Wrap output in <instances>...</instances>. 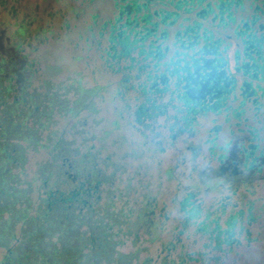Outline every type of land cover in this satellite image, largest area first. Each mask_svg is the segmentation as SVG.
<instances>
[{
  "label": "rangeland",
  "instance_id": "374dc122",
  "mask_svg": "<svg viewBox=\"0 0 264 264\" xmlns=\"http://www.w3.org/2000/svg\"><path fill=\"white\" fill-rule=\"evenodd\" d=\"M220 1L203 0L191 13L187 12L188 6L176 9L172 0H7L5 6H0V56H15L20 86L30 83L32 89L42 87L47 80L55 84L75 80L86 87L101 88L95 112L63 118L59 126H67L68 138L81 131L74 137L76 145L82 143L83 150L94 145L100 167L108 174L114 173L112 185L102 187L114 194L117 208L124 209L133 228L132 233L123 228L119 235L123 244L117 247L123 253L139 251L132 264H140L147 257H151L152 264L161 263L164 244L171 239L173 227H180L182 217L177 205L190 193L194 194L195 205L212 210L218 207L220 199L231 195V203L236 204L227 207L222 223L253 201L259 219L251 227L256 240L249 242V246L235 248L229 255L222 253L224 261L219 264H264V68L256 77L247 75L255 90L252 95L242 94L237 87L222 109L197 114L189 127L184 126L183 119L187 111L174 92L175 77L167 83L160 78L167 69H175L176 65L165 63L170 59L177 61L178 54L189 60L201 47L204 35L220 42L219 58L228 60L229 67L235 64L238 53L239 64L244 61V45L236 29L241 30L243 23L251 19L254 0H243L242 9L232 6L236 23L231 26L221 24V16L213 22L212 15H208L198 28L200 42L187 48L192 39L185 30L197 20L195 12L212 3L214 13H218ZM128 5L134 6L130 12ZM175 10L179 16L160 22L161 15ZM148 13L150 21L144 23L143 17ZM223 15L227 18L226 13ZM263 20L261 17L259 22ZM144 26L156 28L155 33L146 35L149 29ZM163 32L165 37L161 36ZM177 32L180 37L175 43ZM255 33L261 37L264 29ZM126 39L128 43L134 42L127 54L123 52ZM136 39L140 41L135 43ZM153 40L155 44L150 45ZM182 42L187 47H182ZM141 47L151 50L152 55L141 53ZM260 50L259 55H252L261 66L264 42ZM158 54L161 59L157 64ZM140 65L146 66L139 70ZM183 65L180 61L177 67ZM154 82L156 92L141 90V86L149 89ZM151 103L165 107L154 118H145L144 123H152V127H146L136 118V110ZM83 118L84 126L79 123ZM246 153H251L248 163L253 161L252 169L244 165ZM48 154L46 146L29 152V179H33L38 164ZM233 188H237L236 193ZM150 200L164 206L168 215L166 227L155 239L140 228L136 238V209ZM187 235H183V241L191 246V251L205 250V237L195 233L193 226ZM6 252V247H0V262Z\"/></svg>",
  "mask_w": 264,
  "mask_h": 264
},
{
  "label": "trees",
  "instance_id": "16d2710c",
  "mask_svg": "<svg viewBox=\"0 0 264 264\" xmlns=\"http://www.w3.org/2000/svg\"><path fill=\"white\" fill-rule=\"evenodd\" d=\"M202 2L198 0L199 5ZM172 3L176 9L188 6L187 12L194 10L190 9L191 0H172ZM6 4L7 0H0V6ZM167 13V18L180 14L176 10ZM195 15L194 23L202 24L205 17L197 11ZM20 32L26 33L24 29ZM191 33L187 30L186 35L191 36ZM209 40H212L211 35ZM139 41L136 39L135 43ZM132 44L134 42L128 43V39L123 41V52H130ZM217 44L219 46L220 42ZM145 52L147 56L152 55L151 50L141 47V53ZM182 58L184 56L178 54L177 61L170 59L165 63L176 67L167 69L160 78L167 83L175 77L174 92L187 111L183 119L184 126L189 127L197 114L222 109L226 99L222 96L216 107H205L201 101L193 100L185 86L189 81L188 72L194 75V67L188 71ZM155 59L158 64L160 54ZM180 61L184 65L177 67ZM18 65L15 56H0V247L7 249L0 264H132L138 259L139 251L123 253L117 247L123 244L119 238L123 228L127 227L130 233L133 228L124 209L117 208L114 194L102 187L112 185L114 173L108 174L100 167L99 152L93 150L94 145H84V150L82 143L76 145L74 137L81 131H75L72 138H68L67 126H59L63 118H77L84 111L95 112L101 88L86 87L75 80L56 84L47 80L42 87L32 89L30 83L20 86ZM145 66L138 68L143 70ZM150 78L155 80V77ZM123 82L126 84V78ZM156 84L154 82L149 89L141 86V90L154 93ZM164 107L143 104L136 110V118L146 127H152V123H144L145 118H154ZM79 120L84 126L85 119ZM45 146L49 148V156L38 164L33 179H29L28 154ZM245 155L244 165L252 169L253 161L248 163L251 153ZM104 160L108 164V159ZM232 190L236 193L237 188ZM193 195L190 193L177 205L182 217L180 227H173L171 239L164 244L160 264H219L235 248L243 244L249 246V242L256 240L251 227L259 219L254 213L253 201L222 223L227 207L236 204L231 203V195L220 199L214 210L195 205ZM136 210L135 237H139L140 228L151 239L159 237L168 218L164 206L159 207L157 201L150 200ZM191 226L195 233L205 237L204 251H191V246L183 241V235H189ZM140 264H152L151 257Z\"/></svg>",
  "mask_w": 264,
  "mask_h": 264
},
{
  "label": "flooded vegetation",
  "instance_id": "af4514ba",
  "mask_svg": "<svg viewBox=\"0 0 264 264\" xmlns=\"http://www.w3.org/2000/svg\"><path fill=\"white\" fill-rule=\"evenodd\" d=\"M255 1V12L252 13L251 19L245 21L243 23V27L240 30L239 27L236 29V34H238L243 42L242 49V59L244 61L239 64L238 58H241V54L238 53L236 55V61L233 67H229L228 60H223L220 56L218 41L209 40V36L204 35L202 39V45L189 58V60H185L186 69L191 66L194 67V75L188 72L186 79L189 80L186 84L187 92L193 98V100L201 101L203 106L216 107L219 103V100L222 96H225L227 99L229 94L235 92L237 87L241 90L242 94L248 93L252 95L255 90L251 86V82L247 79V75L251 73V76L256 77L258 71H262L264 65L258 64V60L254 59L253 53L259 55L261 52L260 48L264 42V33L261 37H257L255 30H263L264 29V20L263 22H259L261 17L264 19V0H254ZM260 3H257V2ZM243 0H221L217 5L218 13H214V8L212 3L207 4L205 7H202L198 10V14L206 17L208 15H212V21H216L217 17L221 16L220 23L225 26L233 25L236 23V17L234 15V10H232V6H235V9H242ZM145 6V5H144ZM199 6L198 0H191L190 9L194 10ZM131 5L126 7L127 11H132ZM138 8V7H137ZM224 13H226L227 18L224 17ZM168 13H164L160 16V22L165 23L167 21ZM151 15L148 13L144 15L143 22H149ZM242 20V19H241ZM200 23L202 21H199ZM258 23V24H257ZM159 23H155L154 25H158ZM238 24V23H237ZM195 27H188L187 30L192 32L190 35V39L192 41L189 42V46H185V43H180L182 47L191 48L200 42V37L198 33V28H200V24H193ZM148 31L146 35L155 33L156 28H150L144 26ZM143 31V29H141ZM138 32L137 34H139ZM162 37H165V32L162 33ZM175 43L180 37V32L175 34ZM155 41L153 40L150 45H154ZM159 49V48H158ZM166 51H169V48H165ZM240 52V51H239ZM159 53V50H158ZM164 78V77H163ZM242 78V80H240Z\"/></svg>",
  "mask_w": 264,
  "mask_h": 264
}]
</instances>
